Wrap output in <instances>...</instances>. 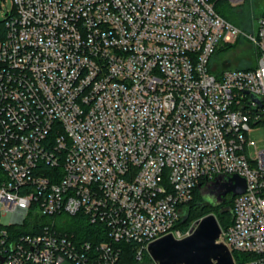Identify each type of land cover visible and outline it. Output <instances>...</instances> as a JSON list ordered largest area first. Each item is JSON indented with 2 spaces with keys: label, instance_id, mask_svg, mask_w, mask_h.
<instances>
[{
  "label": "built area",
  "instance_id": "2783aa9c",
  "mask_svg": "<svg viewBox=\"0 0 264 264\" xmlns=\"http://www.w3.org/2000/svg\"><path fill=\"white\" fill-rule=\"evenodd\" d=\"M219 0H13L0 38V264H116L120 242L190 234L198 187L239 175L222 236L264 264V16L242 32ZM238 4L243 0H228ZM244 34L251 68L212 65ZM100 229L93 243L62 216ZM47 219V221H45ZM65 219V218H64Z\"/></svg>",
  "mask_w": 264,
  "mask_h": 264
},
{
  "label": "water",
  "instance_id": "95a60500",
  "mask_svg": "<svg viewBox=\"0 0 264 264\" xmlns=\"http://www.w3.org/2000/svg\"><path fill=\"white\" fill-rule=\"evenodd\" d=\"M246 186V180L237 174L220 176L201 187V193L205 200L216 197L212 206H218L224 202L227 194H242ZM148 253L155 264H236L214 213L198 219L190 234L184 238L178 239L173 234H167L152 241L148 245ZM0 259L3 261L4 257Z\"/></svg>",
  "mask_w": 264,
  "mask_h": 264
},
{
  "label": "rangeland",
  "instance_id": "374dc122",
  "mask_svg": "<svg viewBox=\"0 0 264 264\" xmlns=\"http://www.w3.org/2000/svg\"><path fill=\"white\" fill-rule=\"evenodd\" d=\"M219 1L217 4V9L224 6L227 9V17L238 26L242 32L251 33L256 28V21L259 16L264 13V0H243L238 4L223 3ZM14 3L13 0H0V20H3L6 17L8 10L13 9ZM223 46V47H221ZM221 47V48H220ZM220 48V49H219ZM219 49V50H218ZM216 53L214 54L212 65L218 68H234V67H245V66H254L257 61V51L254 45L246 38L244 34H241L238 39L231 44L221 43L218 47ZM249 136L252 140L256 142V147H251V152L253 156L256 154V150L264 149V122H259L252 124L249 131ZM232 194V193H229ZM226 209L231 210V205H226L223 209H216V213H221ZM223 211V213H225ZM229 210H226L228 213ZM225 217H228L226 215ZM200 215H197L186 223L183 228L187 231L192 228L194 223L201 219ZM64 219L62 216L59 220ZM150 255V254H149ZM152 259V257L150 256ZM139 264H149L151 261L141 260ZM152 264H155L152 259ZM244 264V261H243Z\"/></svg>",
  "mask_w": 264,
  "mask_h": 264
},
{
  "label": "trees",
  "instance_id": "16d2710c",
  "mask_svg": "<svg viewBox=\"0 0 264 264\" xmlns=\"http://www.w3.org/2000/svg\"><path fill=\"white\" fill-rule=\"evenodd\" d=\"M219 1L223 3H226L227 1L230 4L228 0H219ZM227 9L228 7L225 8L224 6H222V8H218V11L221 14H223L227 19H229L227 17V14H228ZM261 16H264V13ZM6 21H7L6 17L3 20H0V38L3 37L6 33V30H7ZM251 67L253 66H245V67H239V68H251ZM201 187H198L197 189H195L194 197L186 206L184 216L179 221L178 227H181L183 230H185L183 226H185L188 221L194 218L196 214L200 215L201 217L209 213L215 214L214 211L216 209H219V208L223 209L226 205L228 206L231 205V210L226 209V210H229L228 213L226 212V210L225 211L223 210L225 213H223V211L219 214L216 213V216L218 218V221L221 227L225 229L229 224H231L233 220L232 208H233L234 196L232 194H229L224 203H222L218 208H214V206H212L211 204H208L206 200L204 199L201 193ZM226 215H228V217H225ZM64 218L65 219H63V221L57 224V227L61 232H66L68 234H75L78 238H81V239H84V240H87L93 243H97L99 240H103V238L98 237V231H100V229L96 227V225L89 223L85 219V217H83L82 215H77V216L65 215ZM45 221H47V219H45ZM118 246L121 248V254L116 264H139L141 263L140 260L136 258V251H135L134 244L127 243V242H120L118 243ZM233 255H234L236 264H243V261L245 262V260L249 257L247 253L237 252V251H234ZM147 259L151 261L149 264H152V259L150 258L149 253L145 252L142 260L144 261Z\"/></svg>",
  "mask_w": 264,
  "mask_h": 264
},
{
  "label": "flooded vegetation",
  "instance_id": "af4514ba",
  "mask_svg": "<svg viewBox=\"0 0 264 264\" xmlns=\"http://www.w3.org/2000/svg\"><path fill=\"white\" fill-rule=\"evenodd\" d=\"M228 195L229 194H227L225 197H224V202L226 201V199H227V197H228ZM208 200H206V202L208 203V204H211V205H214V203L216 202V197H211V198H207ZM223 202V203H224ZM220 205H218V206H214V208H218Z\"/></svg>",
  "mask_w": 264,
  "mask_h": 264
}]
</instances>
